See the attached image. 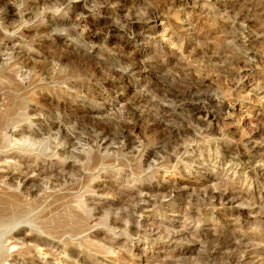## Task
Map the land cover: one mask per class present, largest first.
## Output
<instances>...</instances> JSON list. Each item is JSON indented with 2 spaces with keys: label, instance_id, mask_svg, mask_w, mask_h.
Here are the masks:
<instances>
[{
  "label": "rangeland",
  "instance_id": "rangeland-1",
  "mask_svg": "<svg viewBox=\"0 0 264 264\" xmlns=\"http://www.w3.org/2000/svg\"><path fill=\"white\" fill-rule=\"evenodd\" d=\"M0 264H264V0H0Z\"/></svg>",
  "mask_w": 264,
  "mask_h": 264
}]
</instances>
